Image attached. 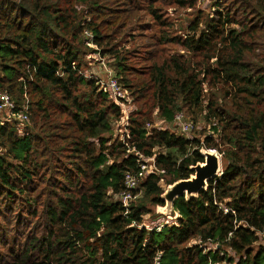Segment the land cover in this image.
Returning <instances> with one entry per match:
<instances>
[{
	"label": "trees",
	"instance_id": "1",
	"mask_svg": "<svg viewBox=\"0 0 264 264\" xmlns=\"http://www.w3.org/2000/svg\"><path fill=\"white\" fill-rule=\"evenodd\" d=\"M109 1L0 0V93L16 110L27 107L29 127L36 130L17 136L16 120L0 121L5 154L19 161L15 171L0 154V198L12 203L8 194H27L20 179H31L61 157L74 160L63 175L66 184L52 186L62 195L51 185L47 192V231L25 236L3 264H153L158 255L159 264H264V248L253 251L264 232V0H214L213 9L197 11L180 37L163 29L171 25L163 9L190 7L196 0H122L123 8L109 7ZM141 10L159 26L148 43L131 31ZM89 41L112 56L106 77L138 105L129 137L110 145L108 154L119 152L112 163L104 134L111 133L120 111L98 90L103 77L82 70ZM124 41L130 47L115 50ZM168 44L181 51L168 50ZM138 56L147 65L129 63ZM205 83L214 89L207 101ZM184 108L212 124L218 145H226L220 150L225 163L196 196L174 200L176 224L147 229L145 202L165 205L160 177H169L168 184L189 178L193 166L204 162L200 149L217 146L209 135L201 142L147 128L152 111L171 122ZM138 154L154 155L164 172L144 177L125 206L112 195L125 189V173L140 178ZM50 168L40 175L45 183L54 175Z\"/></svg>",
	"mask_w": 264,
	"mask_h": 264
},
{
	"label": "rangeland",
	"instance_id": "2",
	"mask_svg": "<svg viewBox=\"0 0 264 264\" xmlns=\"http://www.w3.org/2000/svg\"><path fill=\"white\" fill-rule=\"evenodd\" d=\"M141 4H143V0H140ZM214 0H196L193 6H186L184 8H177L175 6L173 7H165L162 12L164 18L166 21L170 22V26H166L163 29L165 31L170 32L171 36H183L185 34V28L188 25V23L194 18V15L197 11L202 10L205 14L209 13L213 7H214ZM108 6L110 7H120L123 8L126 6L125 3H123L122 0H116V2L113 4L112 0L108 2ZM81 7L77 6L79 9ZM90 17V16H89ZM107 18V17H106ZM137 23V24H136ZM136 24V25H135ZM133 28L132 32L135 35V39H139L143 41L144 43H148V41H151L150 35L156 34V30L159 29V26L151 19V16L147 14L144 10L140 11V17L139 19L133 20ZM118 32H116V35ZM122 36V35H121ZM119 36L118 38H115L113 43H117V41L121 38ZM155 37V35H154ZM92 38V37H91ZM89 38V39H91ZM123 40V39H122ZM127 38H125V41ZM123 42V44L116 46L115 50L118 49V47H122L121 49L130 47L129 42ZM147 41V42H145ZM88 49L86 50L85 55L82 57L83 59V67L82 70L85 71L87 75H90L91 73L94 74H100L103 79L107 80L110 77H106L108 75V72L111 71L110 67V61L112 59V56H103L100 53L101 48L92 44L91 41H89ZM109 47V45H108ZM168 47V50H178L181 51L180 47L175 44H168L166 45ZM132 49V48H130ZM129 63L135 67H143L144 65H147L148 61L145 59L134 57L129 60ZM106 77V78H105ZM21 79V78H20ZM204 87V97L205 100L210 97L209 91H214V89L209 88V86L205 83L203 84ZM110 90V86L108 87ZM124 97L123 99L126 100V102H118L119 104V111L120 115L119 118L112 123V131L111 133H105L104 137L106 139H109V142L105 144L106 147H108L105 152L108 155V163H112L115 160L117 153L119 152H113V155L108 154L109 151H112L110 148L113 143L116 141L119 142H125L127 138L126 133L129 134V129L126 130V124L129 121L128 118L131 119L132 115L135 113V111L138 108V105L133 102V98L130 96V94L126 91L123 92ZM5 93H0V121L3 122L5 119H8L9 114V106H11V103L6 101L8 98ZM3 102V103H1ZM8 103V104H7ZM187 120L192 119L194 122V128L188 133L185 134L183 137L188 139H199L201 142L205 139L207 135L212 136L215 140L214 143L217 144V146L210 147V148H201L200 152L205 153L206 151L212 152L216 154L219 158V173L222 172V166L225 163L223 152L220 150H223L226 145L223 146V149H221V146L218 144L220 143L219 136L214 133L215 130L212 129V124L210 122L205 121L202 117L198 116L196 119L193 118V115H191L189 112L186 111L184 108L183 111H181ZM22 117V114L20 115ZM151 121L148 124L149 130L150 129H167L169 131H172L175 129L176 122L173 120L171 122H167L164 119H162L157 109L152 111L150 113ZM191 118V119H190ZM11 120V119H10ZM191 121V122H192ZM22 124L17 123L16 128V134L17 136H23L25 134H22V129L24 126H27L28 134H32L34 131L33 128L29 127L30 120L27 123L20 122ZM16 126V124H15ZM128 128V127H127ZM36 132V130H35ZM39 130L37 131V133ZM40 136H42V133H39ZM124 135V137H123ZM129 137V136H128ZM40 139V138H39ZM92 143H94L95 146H97V143L94 139L91 140ZM41 143V142H40ZM6 140L0 139V154L5 155L7 160L12 163L13 168L16 171V166L19 163L16 159H13L11 156H7L6 150ZM126 149L127 145L125 146ZM173 153H175V150H171ZM110 153V152H109ZM121 154V153H120ZM56 155H60L61 153L57 152ZM145 157V156H144ZM154 159V155L150 156ZM59 161L55 162V166H53V163H50L45 165L42 169L40 168V174L32 176L29 180H21V185L25 187L26 193H18L16 191L15 193L8 194V196H11V199H13V202L10 203L8 199L5 197L0 198V264H3L5 261H8L10 259V253L14 250L16 251L19 247V245H23V242H25L26 237L27 239L31 236H34V234L37 232V235L43 234L46 229V220L43 214V208L46 201V197L48 196L47 193L50 190L53 185H65L66 181L63 177L65 171H69L70 169H73V162L74 160H66L62 157L59 158ZM52 160V159H50ZM46 166H50L51 172L54 173L52 175L50 181H47L45 183L42 178H40L41 173H44ZM54 167V168H53ZM54 169V171H53ZM12 176H16V172L12 173ZM169 177L162 176L159 180V185L163 189L164 193L167 190V188L171 185L168 184L167 180ZM19 181V180H17ZM48 187V188H47ZM55 192L58 193V195H62L61 191L56 188L52 187ZM27 189V190H26ZM76 191V190H75ZM50 192V191H49ZM113 198L118 199V195H112ZM140 197V196H139ZM52 198L49 200V204L54 205L55 204V197L50 196ZM141 198V197H140ZM147 208L150 210L146 214L143 215L142 218V225L145 226L147 229H151L156 227L157 225H164V226H172L173 224H176V218L178 217V214L172 210V206H167L166 204L164 206H156L152 205L148 200L145 202ZM7 205V208L2 209L1 205ZM224 208H227L225 205H222ZM41 212V215H40ZM196 241H193V243ZM208 248L213 249L214 247H217L215 245L208 244ZM264 248V232L258 233V240L253 245V251L258 250L259 248ZM226 249V247H225ZM229 255H231L236 262L238 260V257L235 256L233 253L228 251Z\"/></svg>",
	"mask_w": 264,
	"mask_h": 264
},
{
	"label": "built area",
	"instance_id": "3",
	"mask_svg": "<svg viewBox=\"0 0 264 264\" xmlns=\"http://www.w3.org/2000/svg\"><path fill=\"white\" fill-rule=\"evenodd\" d=\"M108 77H110V78L107 80L99 79L97 81L98 90L104 92L107 95V97L114 104H116L119 107V104H117L118 102H126V100L123 99V97H124L123 92H125V94H126V90L123 89L118 84L116 79H114L111 76H108ZM109 86H110V90L108 89ZM122 95H123V97H122ZM4 96H6L8 98V100H6V101L10 102L11 106H9L8 119H5L3 122L11 121L14 119V120H16V123H15L16 128H17V123L18 124H22L20 122L27 123L29 121V118L25 112L27 107L23 106L21 108V110L18 111V110H16L15 103L12 100H10L7 95H4ZM1 103H3V102H1ZM21 114H22V117L20 116ZM129 119L130 118H128V120ZM173 121L176 122V125H175V129H173L171 132L182 135V136H184L185 134H188L195 126L193 122L186 119L185 115L182 112H176L173 116ZM128 122L125 125L126 130H127ZM146 125L148 126V124H146ZM22 134H25V135L28 134L27 126L23 127ZM126 136L128 137L129 134L126 133ZM137 156H138L137 163L139 164V168H140V171H139L140 178H135L131 173H125V175H124L125 189L122 190L121 192H119V194H118V200H120L123 203V205H125V206H127L133 199L136 198V194H133L132 191L139 189V185L141 183V180L144 177L151 175V174L152 175H158L159 173L164 172L163 170L157 169V167L155 166V160L152 157H144L140 154H138ZM220 174L221 173H219L218 175H220ZM226 209L227 208H225V210ZM162 226H164V225H157L155 228L158 229ZM214 248H216V247H214ZM158 257H159V255H158ZM158 257L155 258V262L153 264H159Z\"/></svg>",
	"mask_w": 264,
	"mask_h": 264
},
{
	"label": "water",
	"instance_id": "4",
	"mask_svg": "<svg viewBox=\"0 0 264 264\" xmlns=\"http://www.w3.org/2000/svg\"><path fill=\"white\" fill-rule=\"evenodd\" d=\"M204 162L193 166V174L187 179H180L172 183L162 199L167 206H172L174 200L179 196L187 198L196 196L201 190L207 187L208 181L218 175L219 158L216 154L206 151L202 153Z\"/></svg>",
	"mask_w": 264,
	"mask_h": 264
}]
</instances>
